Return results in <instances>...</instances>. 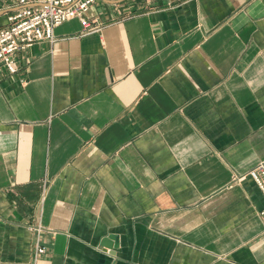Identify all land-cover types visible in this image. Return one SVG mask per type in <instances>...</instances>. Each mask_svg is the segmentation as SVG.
I'll return each mask as SVG.
<instances>
[{
    "label": "crops",
    "instance_id": "1",
    "mask_svg": "<svg viewBox=\"0 0 264 264\" xmlns=\"http://www.w3.org/2000/svg\"><path fill=\"white\" fill-rule=\"evenodd\" d=\"M88 16L0 72V264H264V0Z\"/></svg>",
    "mask_w": 264,
    "mask_h": 264
},
{
    "label": "built area",
    "instance_id": "2",
    "mask_svg": "<svg viewBox=\"0 0 264 264\" xmlns=\"http://www.w3.org/2000/svg\"><path fill=\"white\" fill-rule=\"evenodd\" d=\"M97 0H18V8L8 17V24L0 28V72L2 67L14 73L19 69L15 54L37 42L58 40L55 29L67 20L78 18L82 34L100 31L103 25L98 18L88 16L89 9ZM251 177L264 196V161L237 177ZM45 185V184H44ZM46 192V186L43 191ZM264 220V208L259 212ZM40 228V227H38ZM46 253V247L37 236L33 264Z\"/></svg>",
    "mask_w": 264,
    "mask_h": 264
},
{
    "label": "water",
    "instance_id": "3",
    "mask_svg": "<svg viewBox=\"0 0 264 264\" xmlns=\"http://www.w3.org/2000/svg\"><path fill=\"white\" fill-rule=\"evenodd\" d=\"M110 239H111L110 237L105 238L103 240L102 244L107 248L119 250L118 241H117L118 239H116V237H115L114 239H116V240L113 242Z\"/></svg>",
    "mask_w": 264,
    "mask_h": 264
}]
</instances>
